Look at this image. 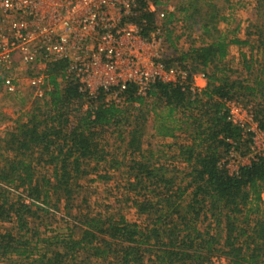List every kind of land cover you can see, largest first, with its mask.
Listing matches in <instances>:
<instances>
[{
  "label": "trees",
  "instance_id": "trees-1",
  "mask_svg": "<svg viewBox=\"0 0 264 264\" xmlns=\"http://www.w3.org/2000/svg\"><path fill=\"white\" fill-rule=\"evenodd\" d=\"M184 1L190 27L199 23L202 39L174 60L200 66L207 83L199 94L157 82L146 96L130 84L120 102H105L102 93L88 99L77 83H58L64 64L58 62L48 68L51 88L42 106L0 128V262L215 264L223 257L227 264H264V156L237 174L219 164L232 146L228 139L236 149L246 146L244 127L228 118L227 100L251 102L252 117L264 129V23H250L248 37L240 39L218 27L226 16L213 0ZM142 17L148 22L144 33L153 21L156 28L155 13ZM230 45L247 46L239 51V63L248 76H232ZM3 80L0 75V88ZM150 111L155 135L183 134L171 156L182 169L142 149ZM111 128L125 143L123 160L117 152L107 159L101 136ZM90 162H107L122 173L123 202H130L140 223L127 219L120 207L92 214L74 205ZM61 209L69 218L65 233L42 235L41 221L32 225L43 213Z\"/></svg>",
  "mask_w": 264,
  "mask_h": 264
},
{
  "label": "built area",
  "instance_id": "built-area-1",
  "mask_svg": "<svg viewBox=\"0 0 264 264\" xmlns=\"http://www.w3.org/2000/svg\"><path fill=\"white\" fill-rule=\"evenodd\" d=\"M156 7L154 0H0L12 35L3 40L0 32V64L9 69L16 55L22 64L34 69L29 86L37 99L47 97L48 68L58 62L64 64L57 80L77 83L88 99L102 93L105 102H120V94L130 84L136 94L146 96L157 82L187 87L192 95L199 94L186 66L166 65L149 49L154 39L159 40L160 29L157 24L154 29L153 21L144 33L148 22L142 13H155L163 19L165 12ZM3 76L4 89L16 92L14 80ZM227 102L229 120L244 127L246 146L236 149L228 139L232 146L219 164L229 174H237L242 166L264 156V129L254 121L249 107ZM260 197L264 205V189Z\"/></svg>",
  "mask_w": 264,
  "mask_h": 264
},
{
  "label": "rangeland",
  "instance_id": "rangeland-1",
  "mask_svg": "<svg viewBox=\"0 0 264 264\" xmlns=\"http://www.w3.org/2000/svg\"><path fill=\"white\" fill-rule=\"evenodd\" d=\"M166 0H163V2ZM172 3H179L181 0H167ZM219 7V14H224L226 20L219 21L218 27L220 29H226L229 35L232 34V29L235 27L237 19L247 18L250 19V23L263 24L264 23V0H213ZM241 1V2H240ZM258 3H260L258 5ZM257 5L259 6V11L253 10ZM252 8V10H251ZM205 9V6L203 7ZM204 11V10H203ZM197 20V19H196ZM158 27L162 20H155ZM199 22V21H198ZM176 30L179 32H186L183 27L177 26ZM199 23L193 25L194 29L197 30L193 33L199 35L198 29ZM179 27V28H177ZM178 33V32H177ZM186 39V38H185ZM177 41V47L173 48L165 44V52L171 54L172 57H177L180 55V51L187 49L189 41L180 39ZM201 42V41H200ZM200 44V43H199ZM242 50L247 49V46H242ZM240 54L238 53L237 47H233L229 50L227 55L228 66L233 69L232 76H248L250 72L244 70L239 63ZM174 64L178 62H172ZM28 65H24L20 62L18 57L14 55L11 61L9 69H3L0 64V75H8L11 77L17 85V91L13 93L7 92L3 85L0 88V128L3 129L5 126H11L14 124L15 119L25 118L27 113L36 106H42L45 99H37L33 96L32 89L29 86V79L34 70H29ZM254 73V72H251ZM49 75L47 76L48 82ZM49 84V82H48ZM237 101V100H236ZM247 99L242 98L241 101H237L243 107L251 106V102L246 103ZM86 107L85 104L83 106ZM251 109V108H250ZM153 113L148 112L147 121L143 128V135L141 137V147L148 153L149 151H154V159L164 162L166 164H176L179 169H182V163H176L175 159L171 156L173 151L176 150L174 142H183V134L177 132L176 139L170 137H162L154 134L153 129ZM124 135L126 134L128 125H125ZM113 128L108 129L101 136V143L104 145L105 152L108 153L107 159L111 157L112 154L117 152V157L123 160L122 153L125 151L126 146L122 139L118 138L116 132H111ZM168 141V142H167ZM174 144V145H173ZM243 148H241L242 150ZM126 152V151H125ZM128 153V152H127ZM126 153V155H127ZM242 155L241 157H244ZM127 160L125 157L124 160ZM94 162H90L85 165L90 173L79 180L81 185L79 190L75 192L73 203L74 205L80 206V210L89 213H111L120 207L121 212L131 221L141 222L142 217H139L135 209L132 207L130 202H123L124 197L122 192L124 191V178L120 171L117 169L108 168L107 162H101L96 166ZM120 170V169H119ZM98 175H106L105 177H99ZM12 197H15L16 192H12ZM65 212L61 209L57 211L54 215L49 213H43L42 217L37 219L33 226L41 221V226H39L40 233H45L42 235H53L55 233H65L67 231V226L69 225V218L65 216ZM8 227L10 224H4L3 227ZM44 237V236H43ZM0 264H7L6 260L0 262ZM215 264H227L226 259L223 257L215 259Z\"/></svg>",
  "mask_w": 264,
  "mask_h": 264
},
{
  "label": "crops",
  "instance_id": "crops-1",
  "mask_svg": "<svg viewBox=\"0 0 264 264\" xmlns=\"http://www.w3.org/2000/svg\"><path fill=\"white\" fill-rule=\"evenodd\" d=\"M159 3L157 4V9L159 10H163L165 12V17L162 20L163 22L160 23V31H159V40L154 39V45L153 47H149V49L153 52L154 51V56H158L159 59L164 62L166 65H176L172 62H176V60H174L175 57H172L171 54H168L167 51L165 52V44L169 45L170 47H177L176 43L177 41H181L180 39H184L186 41H189V45L187 47V49L180 51L179 53H185L187 52L190 47H193L195 45H199L202 37L200 36V26L198 25V29H199V35H195L193 32L195 30H197L196 28H191L190 24H189V20H188V14H190L191 11H186V10H182V7L185 6V1L181 0L179 3H172L171 1H164L163 0H158ZM241 2V1H240ZM253 6V10H256L257 5L254 7ZM252 10V8H251ZM159 20V18L155 17V20ZM250 19H245V18H239L236 21L235 27L232 29V31L234 32V35L240 39H246L248 37V35L246 34V30L248 29ZM178 23L177 26L179 27H183L184 29H186V32H179L178 30H176V24ZM177 27V28H179ZM194 29V31H192ZM227 29V28H226ZM225 29V30H226ZM224 30V29H223ZM169 31V40L166 39V32ZM0 32L3 35V40L5 39H10L11 38V31L9 30V20L7 17H4V15H2V12L0 10ZM178 32V33H177ZM157 36V38H158ZM186 38V39H185ZM165 46V47H164ZM233 47H237L238 53L240 50H242V46H238V45H230L229 50H231ZM247 50V49H245ZM244 50V51H245ZM167 61L171 62L168 63ZM188 61V60H187ZM190 72V80L193 84H195L200 90H202L206 83V77L203 73V71L201 70L200 66H196V64L194 63H189V61L187 62V66H186ZM30 68V67H29ZM29 70H34V69H29ZM49 72V71H48ZM47 72V75H49V73ZM58 78V75L57 77ZM58 81V80H57ZM58 83L63 84L61 81H58ZM50 88L51 85L49 84ZM236 104L237 101L232 99V100H228L227 104ZM239 104V103H237ZM242 117L247 119L248 121L249 118L247 117V115L242 114ZM171 138V137H170ZM174 139V138H172ZM168 142V141H167Z\"/></svg>",
  "mask_w": 264,
  "mask_h": 264
}]
</instances>
